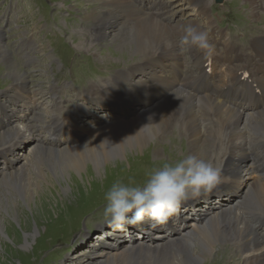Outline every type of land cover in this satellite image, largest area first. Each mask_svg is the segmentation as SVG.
<instances>
[{
    "label": "bare ground",
    "instance_id": "bare-ground-1",
    "mask_svg": "<svg viewBox=\"0 0 264 264\" xmlns=\"http://www.w3.org/2000/svg\"><path fill=\"white\" fill-rule=\"evenodd\" d=\"M99 1L101 5L83 9L84 17L92 24L88 31L84 30L87 33L83 36L88 39H81L84 44L82 48L92 54L93 43L108 41L116 48L117 53L141 55L146 60L152 58V61L132 67L133 70L142 71L140 77H136L132 69H123L106 80L107 87L99 89L98 85L90 82V88L84 94L87 99L92 97L90 92L99 91L102 98L115 101L121 109L117 114H110L102 123L99 120L94 122L93 119L78 122L77 117L80 115L77 112L74 113L72 122L61 123L54 119L56 112L58 114L57 109L60 110L62 106L57 86L50 88V91L41 89L38 91V94L41 93L39 96L37 91H31L28 87L27 80L24 79L26 76L22 77V81L8 86L6 90L10 92L5 91L7 99H14V102L7 104L0 94V158L3 164L0 166V176L4 178L11 174V178H21L19 175L23 171L16 173V164L21 159L16 154V142L20 140V135L28 137L27 134L30 133L33 137L35 142L32 153L38 162L45 161L50 171L48 177L61 173L66 178L69 173H80V177L84 179L91 174L97 178H105L109 165L118 167L125 162L132 149L141 151L149 140L169 130L170 125H178L189 137L194 154L201 159L210 158L221 169L220 184H233L232 187L216 191V196L214 194L206 199L207 205L199 202L196 204V201L182 204L178 216L167 225H144L148 226L144 235L134 234L129 229L130 226L123 231L111 229L115 234V250L105 249L99 257L93 256L88 261H95L92 264H200L209 260L216 247L227 241L230 243L229 248L240 250L242 264H264V20L259 18V15L264 16V0H243L242 5L244 9L250 10L251 19H259L260 23L253 30L241 33V41H233V32L230 38L226 31L214 28L209 30L213 54L207 58L195 49L189 50L188 56H183L184 51L179 49L178 39L179 28L184 23L177 17L183 16L182 7L189 5L198 12L197 16H201L208 25H213L215 21L209 14L208 7L211 0H185L180 4L178 2L181 0H171L176 3L170 0L168 3L164 0H159L160 3H157L158 0ZM145 1L149 2L148 6L144 4ZM240 2L242 1L236 0L234 3ZM16 13L14 10V16ZM10 23L14 24V20L10 19ZM190 24L204 30L198 21L192 20ZM20 25L21 23L16 26ZM92 27L94 30L90 31ZM25 32V35L30 33ZM4 37L1 24L0 59L8 68L12 69L11 65L14 66L13 73H19L15 68L16 59L7 51L8 43L5 47ZM19 45L24 53L21 56L23 60L36 61L32 52L38 48L44 51L38 37H32L29 42L22 40ZM158 53H163V57L152 56ZM48 56L55 60L53 54L49 53ZM87 67L90 66L87 64L86 69ZM93 69L94 74L99 70L97 67ZM21 74L24 75L23 71ZM136 78H140V81ZM141 92L144 93L143 99L141 102L136 101ZM29 95L33 96L31 99L34 102ZM86 104L83 102L78 109L88 108ZM50 109L53 111L47 122L50 136L58 138L59 135H65L68 139V143L58 149H54L52 145L42 149L40 146L46 142L35 131L31 132L27 125L30 117L46 113ZM7 113L10 120L8 122L4 119ZM103 115L100 114L99 119ZM11 125L26 126L29 132L25 133L24 127H16L18 133H9ZM32 127L36 128L35 124ZM85 140L87 142L82 146ZM210 147L218 152L208 154L206 150ZM28 160V156H25L24 161L27 163ZM25 162L22 161L21 164ZM102 168L103 175L99 174ZM41 174L43 180L47 181V174ZM234 174L236 179L233 178ZM50 183L48 182L49 187L53 189L54 180ZM68 184L70 187L71 184ZM34 188L37 189L36 192ZM39 188L40 183H34L23 190L33 213V209L41 204L43 193H48ZM54 191H57L54 195H61L63 200L70 194L69 191L64 197L60 188ZM33 192L36 193L35 197ZM16 209L11 206V213ZM198 210L200 212L197 215ZM17 216L21 219L25 215L20 216L17 212ZM28 217L27 214L23 218L28 220ZM191 217H194L193 221H186ZM4 224L7 225L3 222ZM1 231L0 222V233H3ZM126 235L131 240L120 246L119 238ZM135 235L139 236L135 238ZM214 262L219 263L220 260Z\"/></svg>",
    "mask_w": 264,
    "mask_h": 264
},
{
    "label": "rangeland",
    "instance_id": "rangeland-1",
    "mask_svg": "<svg viewBox=\"0 0 264 264\" xmlns=\"http://www.w3.org/2000/svg\"><path fill=\"white\" fill-rule=\"evenodd\" d=\"M164 1L168 3L171 0ZM183 1L185 0L179 1L178 4L183 3ZM208 1L209 0H207V2ZM235 1L222 0L221 3H218L216 0H211L208 7L209 14L213 18V21H215L213 25H211L212 27L203 21L201 16H197L196 13L198 12L195 11L194 7L189 5L182 7V10H184L183 16L177 17V19H181L184 24H190L192 20L198 21L199 24L203 25L204 31L208 34L211 28L217 31H226L228 35L233 32L235 33L233 35L234 38H232L233 41L239 42L242 39L241 33L253 30L255 25H259L260 20L251 19L250 10L248 8L244 9L242 5L244 2L243 0H241L242 2L239 4L234 3ZM171 2L176 3V1ZM157 3H160L159 0ZM144 4L148 6L149 2L145 1ZM95 5H101L100 1L0 0V25L2 24L3 31L5 32V47L8 43L9 46H7V51L16 59L17 66H15V68L16 71L19 70V73H13L15 71L14 66L11 65L12 69L8 68L4 61L0 59V94L7 104H12L14 102V99H7L5 91H8L6 90L8 86L22 81V77L26 76L28 78L25 77L24 79L27 80L28 87L31 91H37L36 94L38 96L41 94H38V91H41V89L50 91V88L54 86L58 87L62 106L60 110L57 109L58 114L56 112V117L54 119L61 123L72 122L73 115L76 112L80 115V117H77L78 122L93 119L94 122H98L97 120H99V123L108 119L110 114H117L120 112L121 109L115 101H108L106 98H102V94H100L99 91L98 93L90 92L92 97L87 99V95H84L87 93L85 90L90 88V82L98 85L99 89L107 87L106 80L117 75L118 70H133L132 67L138 66L143 62L145 63V61L150 62L152 58L146 60L141 55L117 53L116 48L108 41L93 43L91 45V49H93L91 50V52H93L92 54L86 48H82L84 44L81 39L83 37L82 40L88 39L83 36L87 33L84 32V30L88 31V27L92 24L91 21L84 17L83 9L89 6L96 7ZM113 7L118 8L119 6L113 5ZM14 10L17 11L15 16ZM119 10L123 12L122 9ZM259 18L264 20L263 15H259ZM10 19L14 20V24L11 25ZM20 23V26H16ZM85 26L87 28H85ZM263 27L264 25H262V28ZM8 29H10V31H8ZM92 29L94 30L92 27L90 31ZM25 31H30V33L25 35L23 33ZM31 32L33 34H31ZM49 33L50 35H48ZM30 37H38L40 39V45L44 50L40 51L38 48L32 52L36 61L21 59L24 53L19 44L22 40L27 42L31 41ZM215 37H218V35L215 34ZM231 37L230 35V38ZM49 53L55 56V60H52L48 56ZM188 54L189 50H185L183 56L186 57ZM158 55L159 57L161 56V58L163 57V53L154 54L152 56L156 57ZM91 57L93 59L92 61ZM170 60L171 59H169V63L171 62ZM24 61L25 65L23 66ZM29 62L33 64L27 65ZM87 64L90 67L86 69ZM94 67L99 68L95 74ZM26 70L27 73L25 72ZM21 71H23L24 75L21 74ZM133 72H135L136 77L142 75V71L134 69ZM132 78L134 79V76ZM136 79L140 81V78ZM19 84L21 83L19 82ZM11 88L12 87H10V89ZM32 95H29L30 99L33 97ZM139 95L136 101L141 102L144 93L141 92ZM44 98H42V100H44ZM83 102L87 103L86 106H88V108L78 109ZM50 111L51 109L46 113L41 112L38 116L30 117L27 121L29 130L31 129V132L35 131L37 136H39L43 142H46L40 146L42 149L50 148L51 145L54 149H58L61 148L60 146H65V144L68 143V139L65 138V135H59V139L50 136L48 132L49 123H47L53 115V111ZM7 114L6 117L4 116L6 122L10 121L9 113ZM100 114L104 115L99 119ZM33 124H35L36 128L32 127ZM170 126L169 130L159 134L155 139L149 140L141 151L132 149V151L127 154L125 162L119 164L118 167H114L113 164L109 165L110 168L108 167L107 177L105 176V178H97L91 174L90 177L86 176L84 179L80 177V173H74L75 175L69 173L66 175V178H63L61 173L48 177L50 176V171L45 165V161L38 162L35 154L32 153L35 140L30 133L27 134L28 137H22L20 135V140L16 142V154L21 156L19 164H21L22 161L25 162V156H28L29 163L25 162L21 165L18 163L16 164V168H18L16 169V173L23 171V173L19 175L21 178H11V174H6L7 176L4 178L0 176V222L2 224L1 232H3L0 233V264H92L95 261L88 260L93 256V258L99 257L98 255L108 248L115 250L116 241L115 238H113L115 234L111 232L112 230L110 227L100 224L102 211L106 204L105 193L108 188L114 182L121 181L122 183L142 185L147 179L149 172L154 168L175 161L179 156L195 155L192 143L188 139L189 137L182 132L183 129H179L178 125ZM16 127H24L25 133L29 132L26 126L11 125L9 133L13 131L18 133ZM213 128L215 130V127ZM60 130L64 131L63 129ZM54 135L58 136L56 134ZM1 139L2 136L0 140ZM86 142L87 140L83 141L81 145H85ZM213 151L218 152V150H213L211 147L206 150L208 154ZM16 154L13 152L14 157ZM205 160H210V158H206ZM1 161L2 158H0V166L3 165ZM115 165L117 164L115 163ZM153 165L154 168L152 169ZM111 166H113V169ZM21 168H23V170H21ZM42 172L47 174V181L43 180ZM99 174H104L103 168ZM233 178L236 179L235 174ZM53 180L55 182V188L53 187L52 189L49 187L50 185L48 182L52 183ZM82 181L83 183H81ZM34 183H40L39 189H41V191L47 190L49 193H47L48 195H44L43 193L41 204H38L39 207L37 209H33L35 210V214L32 212L29 203L26 202L23 193V190L25 191V189L29 188ZM68 183L71 184L70 187ZM232 185L233 184L229 183L218 185L212 194L195 200L196 204L199 202L202 203V205H207L205 201L208 197L214 196V194L216 196V191L226 190L228 187H232ZM59 188L64 197L69 191L71 195H67L65 200L62 199L61 195L57 194L55 196L54 193L57 191L54 190H59ZM36 190L37 189L34 188V192H36ZM34 192L32 195L35 197L36 193ZM11 206H14L15 209L17 208V211L11 213ZM17 212L20 216L25 215L23 217H26L28 214V220H25L23 217V219H19ZM199 212L200 210H198L196 214L198 215ZM193 219L194 217H191L186 221L190 223ZM3 222L7 225H3ZM21 224H23V226ZM130 227L131 228H128L131 229L134 234L139 235H144L145 230L148 229V226L140 228L134 226ZM139 235H135V238ZM119 240L121 241L120 246H124L131 240V237L126 235L125 237H120ZM223 244L224 245H218L217 247L215 246L216 249L211 258L200 264H242L240 250L238 251L232 247L229 248L230 243L227 241H224ZM81 250L82 252H80ZM101 257L104 259L103 256ZM215 260H220V262L215 263Z\"/></svg>",
    "mask_w": 264,
    "mask_h": 264
},
{
    "label": "clouds",
    "instance_id": "clouds-1",
    "mask_svg": "<svg viewBox=\"0 0 264 264\" xmlns=\"http://www.w3.org/2000/svg\"><path fill=\"white\" fill-rule=\"evenodd\" d=\"M179 32L181 52L195 49L211 57L213 47L206 31L184 24ZM221 182V169L212 161L195 155L179 156L150 171L142 185L114 182L105 193L100 224L114 231L128 226H165L178 216L182 204L212 194Z\"/></svg>",
    "mask_w": 264,
    "mask_h": 264
},
{
    "label": "water",
    "instance_id": "water-1",
    "mask_svg": "<svg viewBox=\"0 0 264 264\" xmlns=\"http://www.w3.org/2000/svg\"><path fill=\"white\" fill-rule=\"evenodd\" d=\"M217 2H219V3H221L222 2V0H216Z\"/></svg>",
    "mask_w": 264,
    "mask_h": 264
}]
</instances>
